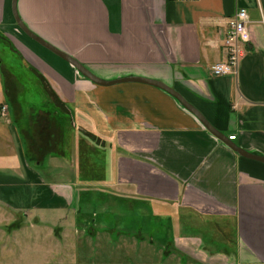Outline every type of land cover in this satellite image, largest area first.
<instances>
[{"label":"crops","instance_id":"0c3cea01","mask_svg":"<svg viewBox=\"0 0 264 264\" xmlns=\"http://www.w3.org/2000/svg\"><path fill=\"white\" fill-rule=\"evenodd\" d=\"M12 4L0 0V264H174L176 253L264 264V163L160 88L93 83L31 39ZM239 8L251 42L237 75L214 76ZM17 10L99 77L160 81L264 157V0H18ZM137 208L162 217L169 246L115 217ZM194 215L234 249L201 251L186 232Z\"/></svg>","mask_w":264,"mask_h":264},{"label":"water","instance_id":"95a60500","mask_svg":"<svg viewBox=\"0 0 264 264\" xmlns=\"http://www.w3.org/2000/svg\"><path fill=\"white\" fill-rule=\"evenodd\" d=\"M17 4L18 0H13L12 8H13V14L16 19L17 24L20 26V28L34 41L38 42L54 54L58 55L62 59L66 60L70 64H72L80 74H82L84 77L92 81L93 83L100 85V86H113L121 83H143L150 86H154L157 88H160L170 94L172 97H174L184 108H186L189 112H191L195 117L202 123V125L215 137L220 139L221 141L228 144L233 150L241 154L242 156H245L247 158H251L260 162L264 163V157L257 156L254 154H251L240 147L236 146L232 141L228 139L225 135H223L221 132H219L210 122L194 107L192 106L188 101L185 100V98L178 93L173 88L169 87L168 85L152 79L147 78H141V77H124V78H118L115 80H103L99 77H97L94 73H92L88 68H86L83 64L78 62L76 59L72 58L71 56L67 55L66 53L62 52L61 50L55 48L45 40H43L40 36L35 34L30 28H28L25 23L22 21V19L19 16L18 10H17Z\"/></svg>","mask_w":264,"mask_h":264},{"label":"rangeland","instance_id":"374dc122","mask_svg":"<svg viewBox=\"0 0 264 264\" xmlns=\"http://www.w3.org/2000/svg\"><path fill=\"white\" fill-rule=\"evenodd\" d=\"M91 71V69H89ZM92 72V71H91ZM95 74V72H92ZM96 75V74H95ZM97 77H99L98 75H96ZM101 78V77H99ZM103 79V78H101ZM105 80V79H103ZM108 81V80H107ZM104 213V212H102ZM117 215H115V217L119 218V219H123L124 221L128 222L130 225L131 223H135V224H138L142 227V235L146 238V241H148V237H149V234H153L155 233L154 236L155 239H158V240H161L163 238V240L166 241V245L169 246L170 243H172L173 239L169 240L168 237H164L166 234V231L168 228L164 227L165 224L162 223L161 224V221L162 220V217H160L159 215H150L147 211H144L143 209H140V208H137L136 210H134L133 212L131 211H127L125 213H116ZM104 219H115L112 215H103ZM190 221H193L191 224H190V227L188 230H186V232L188 234H199L200 237L204 240L205 242V247H203V249H201V251H205V252H208L210 253V251L208 250V248H212V249H216V250H220V251H232L234 249V245L233 246H229L227 244V242L225 243L223 241H220L219 242H211V240L209 239L210 237L206 234H204V228L202 227V225H199V221L197 220L198 219V216H191V218H189ZM151 223V224H150ZM152 224L156 225V226H152ZM130 230H133V228L130 226L129 228ZM221 230L223 231V228H221ZM219 237V236H218ZM233 237L235 238V235L234 234H229L228 238H232ZM168 238V240H167ZM219 239V238H218ZM231 243V242H230ZM156 245L159 247V244L156 240ZM208 248H207V247ZM191 247H193V244L191 245ZM160 249L161 250H164V252H170V249H167L166 247L164 248V244H162L160 246ZM204 253V252H202ZM205 254V253H204ZM170 255H172V253H170ZM176 255V258L174 259V264H200V263H197L195 262L194 260L195 259H192V258H183V256H181V254H175ZM225 261L229 262V260L227 259H224ZM203 262V261H202ZM206 264V263H205Z\"/></svg>","mask_w":264,"mask_h":264},{"label":"built area","instance_id":"2783aa9c","mask_svg":"<svg viewBox=\"0 0 264 264\" xmlns=\"http://www.w3.org/2000/svg\"><path fill=\"white\" fill-rule=\"evenodd\" d=\"M187 1V0H179ZM250 17L247 9L239 8L228 24L226 42V58L224 61L214 64L211 67L214 76L237 75L241 60L245 56V46L251 42V29L249 26ZM9 107L0 103V117H7ZM235 140L236 136H230Z\"/></svg>","mask_w":264,"mask_h":264}]
</instances>
